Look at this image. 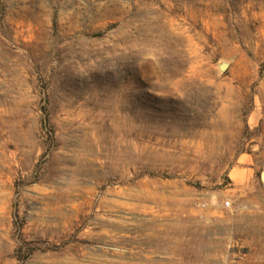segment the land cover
I'll return each instance as SVG.
<instances>
[{
  "label": "rangeland",
  "instance_id": "1",
  "mask_svg": "<svg viewBox=\"0 0 264 264\" xmlns=\"http://www.w3.org/2000/svg\"><path fill=\"white\" fill-rule=\"evenodd\" d=\"M108 259L264 264V0H0V264Z\"/></svg>",
  "mask_w": 264,
  "mask_h": 264
},
{
  "label": "water",
  "instance_id": "2",
  "mask_svg": "<svg viewBox=\"0 0 264 264\" xmlns=\"http://www.w3.org/2000/svg\"><path fill=\"white\" fill-rule=\"evenodd\" d=\"M228 67H229L228 62L223 61L219 64V69L221 72H225L228 69Z\"/></svg>",
  "mask_w": 264,
  "mask_h": 264
},
{
  "label": "bare ground",
  "instance_id": "3",
  "mask_svg": "<svg viewBox=\"0 0 264 264\" xmlns=\"http://www.w3.org/2000/svg\"><path fill=\"white\" fill-rule=\"evenodd\" d=\"M117 203H118V202H117ZM166 230H167V229H166ZM103 249H104V248H103ZM104 260H107V259H104ZM97 261H98V260H95L93 263H96ZM98 262H99V261H98ZM98 262H97V263H98ZM114 262H115V261H114ZM118 262H119V261H118ZM125 262H126V261H125ZM125 262H124V263H125ZM93 263H92V264H93ZM112 263H113V262H112ZM126 263H127V262H126ZM126 263H125V264H126ZM129 263H130V262H129ZM98 264H99V263H98ZM100 264H110L109 259H108V261H103V262H101ZM118 264H119V263H118ZM120 264H121V263H120ZM122 264H123V263H122Z\"/></svg>",
  "mask_w": 264,
  "mask_h": 264
},
{
  "label": "built area",
  "instance_id": "4",
  "mask_svg": "<svg viewBox=\"0 0 264 264\" xmlns=\"http://www.w3.org/2000/svg\"><path fill=\"white\" fill-rule=\"evenodd\" d=\"M230 203H227V206L229 205Z\"/></svg>",
  "mask_w": 264,
  "mask_h": 264
}]
</instances>
